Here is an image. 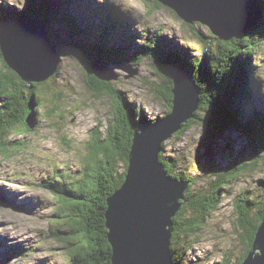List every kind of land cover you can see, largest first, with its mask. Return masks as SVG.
Here are the masks:
<instances>
[{
  "label": "rangeland",
  "instance_id": "rangeland-1",
  "mask_svg": "<svg viewBox=\"0 0 264 264\" xmlns=\"http://www.w3.org/2000/svg\"><path fill=\"white\" fill-rule=\"evenodd\" d=\"M47 2L56 15L48 19L50 29L46 28L57 52V73L41 83L43 86L34 87L44 106L38 111L32 110L36 113L29 118L30 128L18 127L3 140L0 153V264H71L54 237L64 228L58 217L66 214L70 217L69 211L58 214L62 203L56 193L74 188L86 161V145L96 137L102 141L114 119L113 105L108 98L86 88L84 64L90 54L92 61L102 60L104 66L99 67L116 78L110 83L114 91H121L130 103L136 132L143 124L153 125L166 114L168 105L161 98V91L155 92L165 84L153 62L143 58L137 66L127 65L119 59V53L125 52L121 56L131 60L130 56L139 55L144 42L154 40L152 45L158 47L160 44L166 54L176 49L191 60H203L210 49L197 35L216 38L206 26L197 23L184 26L160 0H0V17L4 12L18 14L26 9L38 11L36 15L43 16L41 6ZM61 2L64 5L60 6ZM259 5L261 21L264 0H259ZM64 14H67L66 21L60 20ZM104 40L108 45L105 50L100 47ZM159 51L160 48L158 55ZM123 66H129L135 75L129 77ZM89 69L91 72V66ZM2 71L0 64V73ZM228 71L226 67L222 73ZM250 74L251 80L246 81L249 87L242 92L250 97L245 106L252 107L239 122L244 125L250 120L248 124L256 128L258 125L253 122L252 113L264 117V110L257 108L258 103L264 108V47L251 57ZM200 116L209 120L206 112H201ZM207 124L209 127L194 125L182 137L172 136L165 143L163 157L176 165L173 174L193 179L196 182L193 190L197 191L203 190L210 172L241 168L245 171L225 188L220 206L197 234L185 238L183 244L190 248L182 258V264H218L221 260L234 264L244 255L246 245L240 240L233 198L246 191L253 200L263 199L264 147L249 146L241 128L215 132L211 130L210 122ZM206 132L215 135V143H209L213 146L210 164L207 159L199 160L205 152L202 141ZM118 167L120 173H127L128 163L125 169L119 161ZM104 227L107 231L105 215ZM107 242L110 245L108 238ZM110 248L112 251L111 245Z\"/></svg>",
  "mask_w": 264,
  "mask_h": 264
},
{
  "label": "trees",
  "instance_id": "trees-1",
  "mask_svg": "<svg viewBox=\"0 0 264 264\" xmlns=\"http://www.w3.org/2000/svg\"><path fill=\"white\" fill-rule=\"evenodd\" d=\"M257 3L260 6L259 0ZM47 5H49L48 2L41 6L43 16H38L36 15L38 11L29 9H26L25 12L41 19L49 30L48 19H53L56 15L53 14L54 10L49 9ZM61 5H64V2H61ZM55 10L59 12V9L55 8ZM11 14H15V12H4L0 20L12 17ZM60 18V20L66 21L67 14ZM183 25L192 26L184 22ZM206 37L201 34L197 35V38L206 45V48L210 49V52L205 53L203 60H191L176 49L166 54L160 44L158 47L152 45L154 40L144 42L138 52L139 55L130 56L131 60L126 56H121L125 55V52L119 53V59L122 60V63L131 66H137L143 58L153 62L156 71H159L164 80L165 85L155 92L158 94L161 91V98L168 105L166 114L172 109V73L178 66H181L191 74L199 90L198 111L194 114L193 119L187 121L182 129L172 136L180 138L194 125L209 127L207 122H210L211 130L215 132H223L231 127L241 128L242 130H240L246 135L249 146L253 148L264 147V117L256 112L252 113L254 115L252 120L258 125L256 128H252L251 124H248L250 120L244 125L239 122L245 117L246 110L249 114V108L252 107L249 104L245 106V102H249L250 97L245 96L242 91L249 87L246 81L251 80V57L256 54L259 48L264 47V18L260 21L259 26H254L248 32L233 38L229 42L219 41L210 35ZM211 39H214V42ZM106 43L107 41L104 40L100 44L101 49H108ZM80 45L84 46L83 43ZM95 47L99 49V46ZM159 48L160 55L157 54ZM91 58L92 54L84 64L86 88L92 93L95 92L97 95L108 98L113 105L111 114L114 119L112 127L107 131V136L102 141L96 137V140L93 139L91 144L86 145V161L83 163L79 174L81 178L75 182L74 188L57 190L56 195L62 203L58 209V214L69 211L70 217L68 218L67 214L58 217V219H62L64 228L57 231L54 237L62 245V249L67 254L71 264H112V251L107 242V231L104 227L106 202L123 183L125 172L120 173L118 162H122L126 169L128 153L136 129L133 121L135 115L129 106L130 103L121 91H114L112 83L100 82L92 76L89 68L97 59L92 61ZM0 64L3 69L0 73L1 153L3 140L6 139V136L18 127L30 128L29 118L36 113L32 110L38 111L44 104L39 99L40 94L34 91V87L43 86V84L31 86L24 84V81L8 68L1 53ZM226 67L229 68V71L224 74L222 72ZM201 112H206L211 121L204 119L202 117L204 114L200 116ZM225 116L229 117L225 120ZM165 143H163L159 158L167 173L174 178L190 180L188 190L185 193L186 203L173 218L171 237L173 262L174 264H182V258L190 248V245L183 244L185 238L197 234L206 219L220 206L225 197V188L245 170L241 168L213 171L208 176L203 190L194 191L195 181L193 179L182 174H173L176 165L167 162L163 157ZM209 143H215V135L211 136L209 132H206L203 136L202 145L205 146ZM233 210L236 216V225L241 232L240 240L246 245L244 255L234 263L240 264L251 249L257 226L264 221V197L257 201L249 198L246 191L239 193L233 198ZM218 264L227 263L221 260Z\"/></svg>",
  "mask_w": 264,
  "mask_h": 264
},
{
  "label": "water",
  "instance_id": "water-1",
  "mask_svg": "<svg viewBox=\"0 0 264 264\" xmlns=\"http://www.w3.org/2000/svg\"><path fill=\"white\" fill-rule=\"evenodd\" d=\"M160 1L184 23L206 26L222 42H229L260 23L256 0ZM11 15L0 21L3 60L26 83L48 81L57 72L58 57L46 26L26 12ZM99 66H104L102 60L91 65L97 80H116ZM122 68L129 77L136 73L129 66ZM172 81L171 111L153 125L143 124L134 133L124 181L106 202L105 226L112 264H174L173 218L186 203L190 180L171 177L159 155L163 143L195 117L200 99L193 77L183 67L178 66L172 73ZM212 148L211 144L205 145L199 160L207 159L210 164ZM241 264H264V221L257 226L251 249Z\"/></svg>",
  "mask_w": 264,
  "mask_h": 264
},
{
  "label": "bare ground",
  "instance_id": "bare-ground-1",
  "mask_svg": "<svg viewBox=\"0 0 264 264\" xmlns=\"http://www.w3.org/2000/svg\"><path fill=\"white\" fill-rule=\"evenodd\" d=\"M257 1V0H256ZM257 4V8H258V10H259V12L262 14V12H261V10H260V6L258 7V3H256ZM257 108L258 109H261L262 111L264 110V108H263V105L261 104V103H258L257 104ZM5 205V204H4ZM8 206V205H7ZM6 206V207H7Z\"/></svg>",
  "mask_w": 264,
  "mask_h": 264
}]
</instances>
